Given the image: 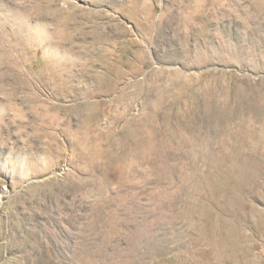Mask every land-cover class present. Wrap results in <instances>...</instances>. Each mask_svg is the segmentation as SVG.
<instances>
[{
	"label": "rangeland",
	"instance_id": "obj_1",
	"mask_svg": "<svg viewBox=\"0 0 264 264\" xmlns=\"http://www.w3.org/2000/svg\"><path fill=\"white\" fill-rule=\"evenodd\" d=\"M0 264H264V0H0Z\"/></svg>",
	"mask_w": 264,
	"mask_h": 264
},
{
	"label": "bare ground",
	"instance_id": "obj_2",
	"mask_svg": "<svg viewBox=\"0 0 264 264\" xmlns=\"http://www.w3.org/2000/svg\"><path fill=\"white\" fill-rule=\"evenodd\" d=\"M50 11V10H49ZM49 13H51V12H49ZM51 15V14H50ZM53 16V15H52ZM45 29V28H44Z\"/></svg>",
	"mask_w": 264,
	"mask_h": 264
}]
</instances>
